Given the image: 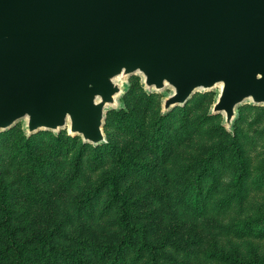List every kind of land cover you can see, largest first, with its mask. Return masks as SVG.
Listing matches in <instances>:
<instances>
[{
	"label": "rangeland",
	"instance_id": "obj_1",
	"mask_svg": "<svg viewBox=\"0 0 264 264\" xmlns=\"http://www.w3.org/2000/svg\"><path fill=\"white\" fill-rule=\"evenodd\" d=\"M167 92L130 75L98 149L0 131L13 236L45 238L33 264H264V106H237L229 133L208 112L216 89L161 115Z\"/></svg>",
	"mask_w": 264,
	"mask_h": 264
},
{
	"label": "water",
	"instance_id": "obj_2",
	"mask_svg": "<svg viewBox=\"0 0 264 264\" xmlns=\"http://www.w3.org/2000/svg\"><path fill=\"white\" fill-rule=\"evenodd\" d=\"M133 74L168 89L161 115L216 89L230 133L237 106H264V0H0V131L98 146Z\"/></svg>",
	"mask_w": 264,
	"mask_h": 264
},
{
	"label": "trees",
	"instance_id": "obj_3",
	"mask_svg": "<svg viewBox=\"0 0 264 264\" xmlns=\"http://www.w3.org/2000/svg\"><path fill=\"white\" fill-rule=\"evenodd\" d=\"M107 116L105 117L104 127L107 126ZM161 119V118H160ZM87 144V143H84ZM99 147H95L98 149ZM0 224L6 233V245L0 249V263L8 264H33L38 256L36 252L42 251L45 238H36L34 243L31 239L24 238L16 240L13 236V229L8 218V209L4 198V187L0 182Z\"/></svg>",
	"mask_w": 264,
	"mask_h": 264
}]
</instances>
